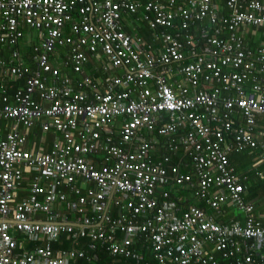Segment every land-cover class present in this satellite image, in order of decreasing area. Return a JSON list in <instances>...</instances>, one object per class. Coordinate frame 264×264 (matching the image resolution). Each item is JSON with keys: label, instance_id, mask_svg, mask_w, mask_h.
<instances>
[{"label": "built area", "instance_id": "1", "mask_svg": "<svg viewBox=\"0 0 264 264\" xmlns=\"http://www.w3.org/2000/svg\"><path fill=\"white\" fill-rule=\"evenodd\" d=\"M250 28L264 32V0H0L1 74L24 77L0 102V264H264V226L228 157L264 153V46L246 45ZM35 128L56 135L49 151L25 148ZM191 169L195 199L216 215L230 203L242 223L170 198ZM64 235L74 247L52 248Z\"/></svg>", "mask_w": 264, "mask_h": 264}, {"label": "crops", "instance_id": "2", "mask_svg": "<svg viewBox=\"0 0 264 264\" xmlns=\"http://www.w3.org/2000/svg\"><path fill=\"white\" fill-rule=\"evenodd\" d=\"M220 8V7H219ZM129 25L132 24V31L136 32L139 36H141L142 38H144V40L148 43H153V38L152 35L153 33L147 28L146 24L142 23L141 25L137 24L135 25V23L133 21H128ZM129 30V29H128ZM244 35V42L246 43V45H250V38L254 40L253 43H264V34L257 31V30H253L252 28L248 29L246 32H243ZM23 44L18 45L16 47V49H20L22 51H26V49L24 48V46H26V44H35V40H33V38H31L27 31H25L24 34V38H23ZM253 45V44H252ZM250 47V46H249ZM14 51V49L12 48L11 51L5 50L2 54L1 57L3 58V60L6 63H9V59L11 56V52ZM31 51V50H30ZM31 53V52H30ZM31 54L28 55V57ZM28 57H22V60L24 62V65L26 67H31V63L28 61ZM100 76V75H98ZM0 78L3 81L7 80L9 81L10 79H8V77L6 76H2L1 74V69H0ZM11 81V80H10ZM8 84V83H7ZM6 84V86H7ZM9 86V85H8ZM262 126H264V121L262 120V118L260 116H258L256 118V126H255V132H254V136L257 139V141H260V131L263 130ZM27 137L31 138V136L29 135V132L27 133ZM26 137V138H27ZM228 142V141H227ZM38 143H40V145L44 144V140L43 138H38ZM41 148V146H40ZM241 153H249L251 155L247 156L251 157L252 160L251 161H247L248 165V171L247 172H252L253 176H249L247 175V179H246V184H249V187L244 188V194L246 195L248 194V190H251L254 194V196L259 197L258 199L255 200V204L254 205V214L256 216L257 219H259V221L261 222L262 225H264V203H262L263 207H261V204H259V202L264 199V153L263 151L259 148L257 150H253V151H246V152H241ZM240 152H235L232 151L228 154L229 157V162H233L232 166L235 167L238 170V166L241 164H244L242 162H239L238 158H234V155H239ZM231 157H233L232 159H230ZM185 159V157H184ZM184 162L187 163V159L184 160ZM192 162H188V164L191 165ZM231 166V167H232ZM232 167V169H233ZM244 167V165H242V168ZM189 170H185V172H188ZM191 177H192V186L190 185H183L181 187H176V190H179L176 192V194L179 196V199H181V203L185 204L186 207H189L191 205H196L198 206V204L200 203L197 199H195L194 195H195V191L197 188V176L194 173V171L191 169ZM252 188V189H250ZM174 191V192H175ZM173 192V191H172ZM173 192V193H174ZM22 193V192H21ZM201 205V204H200ZM199 207V206H198ZM200 208V207H199ZM204 209L208 214H210L215 222H220L221 220L225 223H230V222H243V217H242V213L240 211H238L235 207H233L230 203H226L223 207V212L220 215H216L214 214L208 207H204L202 208ZM66 242H69L72 244V247H74V239H72L70 236L68 235H64L62 236L60 239H58L57 241L52 243V248L55 249H60L62 248L61 246H63V244H65ZM262 254H264V248L261 250ZM84 263V262H82ZM85 264V263H84Z\"/></svg>", "mask_w": 264, "mask_h": 264}, {"label": "trees", "instance_id": "3", "mask_svg": "<svg viewBox=\"0 0 264 264\" xmlns=\"http://www.w3.org/2000/svg\"><path fill=\"white\" fill-rule=\"evenodd\" d=\"M213 1H215V3H216V1L217 0H213ZM218 3L220 4V5H222V4H224V0H220V1H218ZM226 13V11H223V14H225ZM254 30V29H253ZM259 32H261V33H263L264 34V32L261 30H258ZM264 36V35H263ZM254 42V40L253 39H251L250 38V45H248V46H250V47H256V46H264V43H253ZM21 44H23V41L22 42H20V44L19 45H21ZM253 44V45H252ZM35 44H26V46H24V48L26 49V51H22V50H20V49H18V51H19V53H20V55H21V57H28V55L30 54V50H32V48H33V46H34ZM63 54L60 52V58H63ZM28 61H29V57H28ZM69 76H70V78H72V79H74V80H77V79H79L80 77H79V75H76V74H69ZM8 83V84H7ZM6 84H7V86H6ZM23 84H24V77H22V78H20V79H17V80H7V82L6 81H3L1 78H0V102H1V99H2V96L4 95V94H6V93H8L9 95H12L15 91H16V89L17 88H20V87H22L23 86ZM9 85V86H8ZM6 86V87H5ZM9 87H11L10 89H9ZM5 90V92H3ZM0 129H1V127H0ZM21 131H22V129H20ZM107 134V130H102V132H101V136H104V135H106ZM29 135L31 136V138H29V137H27L26 138V145H25V148L26 149H29V150H31V151H36V152H47V151H49V149H50V147H51V145H52V143L55 141V139H56V135L55 134H53V133H42L38 128H35V129H33V130H30L29 131ZM43 138V140H44V144H42V145H40V143H38V138ZM40 146H41V148H40ZM181 155V154H180ZM249 155H251V154H249V153H240L239 155H234V158H238V160H239V162H242V163H244V164H241V165H239L237 168H238V170L235 168V167H233L232 166V164H233V162H232V160H231V162H230V166H232L233 167V170H234V172L236 173V174H238V175H240V176H247V175H249V176H253V174H252V172L250 173V172H247L249 169H248V163H247V161H251L252 160V158L251 157H248L247 158V156H249ZM154 157H156V153H154V155H153ZM233 157H231L230 159H232ZM174 160H173V164H174ZM242 165H244V167L242 168ZM247 178V177H246ZM244 183H246V180L243 182V185H244V188H247V187H249V184H244ZM23 187L24 188H27V182H25L24 184H23ZM174 188V187H173ZM250 189H252V188H250ZM165 191H167L168 192V188H165ZM177 191H179V190H177ZM177 191H175L174 193L173 192H168L169 194H171V199H177L178 200V204H179V206L181 207V208H187L186 207V205L185 204H183V203H181V201H180V199H179V196L176 194V192ZM159 194H161V193H159ZM160 196H162V195H159L158 197H160ZM259 197H256V196H254V194H253V192L251 191V190H248V194H246V195H244V200L247 202V203H251V204H255V200L256 199H258ZM160 199H161V197H160ZM260 199V198H259ZM261 202H263L264 203V199H262L260 202H259V204H262ZM201 204V205H200ZM198 206L200 207V208H204L205 207V205L200 201V203L198 204ZM218 223V222H217ZM219 224L220 225H222V224H226L225 222H223L222 220L219 222ZM61 247H63V248H66V249H69V248H71L72 247V244L71 243H69V242H66L65 244H63V246H61ZM141 252V251H140ZM143 252V254H144V256H145V258L147 259V260H151L152 259V256H150V253L149 252H147V251H142ZM98 256H99V258H100V261L99 260H97L94 264H105L107 261H109L110 259L109 258H107V255L105 256V254H103V253H99L98 254ZM234 260H235V258H231V259H228V260H220V264H234ZM81 264H84V263H81Z\"/></svg>", "mask_w": 264, "mask_h": 264}, {"label": "bare ground", "instance_id": "4", "mask_svg": "<svg viewBox=\"0 0 264 264\" xmlns=\"http://www.w3.org/2000/svg\"><path fill=\"white\" fill-rule=\"evenodd\" d=\"M218 1H220V0H217L216 3H215V1L211 0V3L214 4L215 6L223 7V6L225 5V3H226L227 0H224V4H222V5H220V4L218 3ZM133 19H134V17H132L131 20H130L129 18H127L126 20H127V21H133ZM142 23L146 24L145 22H139V25H141ZM146 26H147V28L149 29V27H148L147 24H146ZM149 30H150V29H149ZM158 30L161 31V30H163V29L160 28V29H158ZM150 31H151V30H150ZM151 32H152V31H151ZM113 74L116 75L117 73H113ZM24 174H25L27 177H29V176L32 175V173H31V174H28V172H25ZM25 182H27L26 179H25ZM25 182H24V183H25Z\"/></svg>", "mask_w": 264, "mask_h": 264}, {"label": "rangeland", "instance_id": "5", "mask_svg": "<svg viewBox=\"0 0 264 264\" xmlns=\"http://www.w3.org/2000/svg\"><path fill=\"white\" fill-rule=\"evenodd\" d=\"M28 35L31 37V38H34L35 36V33L34 32H27ZM261 207H263V205L261 204Z\"/></svg>", "mask_w": 264, "mask_h": 264}, {"label": "clouds", "instance_id": "6", "mask_svg": "<svg viewBox=\"0 0 264 264\" xmlns=\"http://www.w3.org/2000/svg\"><path fill=\"white\" fill-rule=\"evenodd\" d=\"M251 204V203H250ZM251 205H253V204H251ZM253 207H254V205H253ZM254 217L256 218V216H255V214H254ZM257 219V218H256ZM258 221H259V219H257ZM239 223H242V222H239ZM226 224H228V223H226ZM262 225V224H261ZM262 226H264V225H262Z\"/></svg>", "mask_w": 264, "mask_h": 264}]
</instances>
